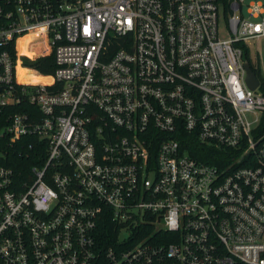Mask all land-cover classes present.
<instances>
[{
	"label": "built area",
	"instance_id": "obj_1",
	"mask_svg": "<svg viewBox=\"0 0 264 264\" xmlns=\"http://www.w3.org/2000/svg\"><path fill=\"white\" fill-rule=\"evenodd\" d=\"M263 35V0H0V264H264Z\"/></svg>",
	"mask_w": 264,
	"mask_h": 264
},
{
	"label": "trees",
	"instance_id": "obj_2",
	"mask_svg": "<svg viewBox=\"0 0 264 264\" xmlns=\"http://www.w3.org/2000/svg\"><path fill=\"white\" fill-rule=\"evenodd\" d=\"M244 49H245V56L247 59L251 60L249 57V50L246 44H244ZM23 62L32 67L35 68L36 70H38L39 72L43 73V74H53L55 72L56 69V62H55V58H54V54L50 53L47 55H43V56H39V57H35V58H28V57H24ZM252 62V61H251ZM252 64L255 67V70L257 72V74L260 77L261 80V90L264 92V75L262 73V69L260 64H254L252 62ZM18 78L22 81H49L51 80L50 76H41L38 75L33 69L30 68H22L19 67L18 68ZM30 159H32L31 157H25L22 156V154L18 155L17 151H12L10 158H9V162L13 163L15 165V162L18 163H22L23 165H25V163L27 161H29Z\"/></svg>",
	"mask_w": 264,
	"mask_h": 264
},
{
	"label": "rangeland",
	"instance_id": "obj_3",
	"mask_svg": "<svg viewBox=\"0 0 264 264\" xmlns=\"http://www.w3.org/2000/svg\"><path fill=\"white\" fill-rule=\"evenodd\" d=\"M263 2H264V0H263ZM219 24H220L221 36H226L227 35V31H226L227 24H226V18L224 16V13L222 10L220 13ZM246 45H247L248 50H249V57H250L251 61L254 64H260L261 69H262V73L264 75V35L261 37H256V38H252V39L248 40L246 42ZM35 48L37 49L39 47L36 46ZM38 55H39V53L35 54V55H29V56L30 57L32 56L31 58H35Z\"/></svg>",
	"mask_w": 264,
	"mask_h": 264
},
{
	"label": "water",
	"instance_id": "obj_4",
	"mask_svg": "<svg viewBox=\"0 0 264 264\" xmlns=\"http://www.w3.org/2000/svg\"><path fill=\"white\" fill-rule=\"evenodd\" d=\"M245 69H246V75H245L246 83L250 88L255 89L260 85L261 80L251 60L247 58L245 60Z\"/></svg>",
	"mask_w": 264,
	"mask_h": 264
},
{
	"label": "bare ground",
	"instance_id": "obj_5",
	"mask_svg": "<svg viewBox=\"0 0 264 264\" xmlns=\"http://www.w3.org/2000/svg\"><path fill=\"white\" fill-rule=\"evenodd\" d=\"M28 38H29V35H25V36H23L22 38L19 39V41H18L19 52H21V53L25 52V53H27L29 55L38 54L40 52V48L36 49L35 47H27ZM18 70L19 69H17V74H18Z\"/></svg>",
	"mask_w": 264,
	"mask_h": 264
},
{
	"label": "crops",
	"instance_id": "obj_6",
	"mask_svg": "<svg viewBox=\"0 0 264 264\" xmlns=\"http://www.w3.org/2000/svg\"><path fill=\"white\" fill-rule=\"evenodd\" d=\"M257 65V64H256Z\"/></svg>",
	"mask_w": 264,
	"mask_h": 264
}]
</instances>
